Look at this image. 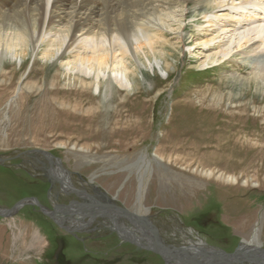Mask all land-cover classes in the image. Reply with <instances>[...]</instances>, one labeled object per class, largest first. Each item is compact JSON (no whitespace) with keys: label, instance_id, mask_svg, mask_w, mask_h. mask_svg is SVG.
I'll list each match as a JSON object with an SVG mask.
<instances>
[{"label":"rangeland","instance_id":"obj_1","mask_svg":"<svg viewBox=\"0 0 264 264\" xmlns=\"http://www.w3.org/2000/svg\"><path fill=\"white\" fill-rule=\"evenodd\" d=\"M205 22L190 16L184 43L173 33L175 45L158 44L157 62L136 61L131 88L76 78L65 61L40 55L42 47L0 60V207L27 197L49 208L90 203L60 191L45 155L31 153L45 150L99 202L141 212L148 179L146 215L166 245L264 248V88L231 75L264 73V52L246 62L244 53L221 64L206 59L214 50L201 44L212 32L200 30ZM80 208L66 217L81 218ZM103 220L67 230L36 204L0 215V264H165Z\"/></svg>","mask_w":264,"mask_h":264},{"label":"bare ground","instance_id":"obj_2","mask_svg":"<svg viewBox=\"0 0 264 264\" xmlns=\"http://www.w3.org/2000/svg\"><path fill=\"white\" fill-rule=\"evenodd\" d=\"M215 8L232 12L209 13ZM198 15L208 23L200 30L212 31L211 37L201 42L207 50H214L206 59L219 60L221 64L244 53L241 59L246 62L248 53L264 52V0H0V60L8 54L25 58L30 47L37 53L42 47L40 55L45 59L65 61L76 78L82 73L93 78L97 87L103 82L112 87L116 81L131 88L136 79V61L144 63L145 57L151 62L154 57L157 62L158 44L175 45L170 37L173 33V38L184 43L186 19ZM232 74L240 85L251 81L257 88H264V73L254 71L249 78L236 71ZM45 157L51 177L61 185V192L99 202L86 190L76 187L69 171L60 166L57 158ZM147 180L141 179L140 206ZM143 208L144 214L150 211L145 205ZM44 210L55 213L61 224L73 230L103 217V222L122 238L131 237L146 247L152 246L150 231L135 218L129 219L126 213L113 207H81L83 213L79 219H71L72 215L67 218L65 210L62 215L46 206ZM242 246L246 251L254 246L263 251L258 244L244 242ZM187 248L192 253L199 252L197 256L204 262L208 259L207 251L214 250L202 241ZM186 257L189 256H183L174 264H191ZM244 259L236 255L227 264L249 262ZM208 264L220 263L209 261Z\"/></svg>","mask_w":264,"mask_h":264},{"label":"water","instance_id":"obj_3","mask_svg":"<svg viewBox=\"0 0 264 264\" xmlns=\"http://www.w3.org/2000/svg\"><path fill=\"white\" fill-rule=\"evenodd\" d=\"M31 153H35V154H39L41 153L42 155H51L52 157L57 158L60 161V166H62V160L59 157L54 156L53 154H51L50 152H47L45 150H33V152ZM3 160V158H0V161ZM37 205L41 212H43L45 215H48L49 217H51L55 222H57L59 225H62L56 218H55V213L54 214H50L48 212H46L44 210V205L39 201V199L37 197H27L24 198L22 200H20L19 202H17L15 205H13L10 208H1L0 209V215L3 217H11L14 214H16L18 212V210H20L21 207L25 206V205ZM89 205H86L84 203H80L78 201H72L70 204L67 205H61L58 208L55 209V211L60 210L62 208H70L71 206L77 205V206H81L83 208H90V207H95V206H108V207H113L115 209L120 210V212H124L128 215V218L131 217L132 219L135 218V220L137 222H139L142 227L146 228L147 230L150 231L151 236H152V246H144L142 245L140 242L136 241L134 238L131 237H127V238H122L126 241H130L140 247H144L150 251L155 252L156 254L160 255L165 264H174V262L178 261L179 259H182L183 256H189L186 257L187 260H189L191 262V264H208L209 261L210 262H217L220 264H227L229 263V260H232L234 258V256L239 255V256H243L245 257V261H249V262H259V263H263L264 264V248H262L263 251H260L259 248H257L258 246H254V248H249L247 251L244 250V247L241 245H239L235 251L233 252H226L224 250H218V249H214L210 251H207L206 257H208L207 261H202V259H199V257L197 256L198 253H192L190 251L189 248H187L186 246H170V245H166L160 235L159 229L158 227L150 220L149 216L146 214H143V210H144V201L141 204V213L137 212L136 210H130L126 207L123 206H119L117 204L111 203V202H97V203H93L90 202L88 203ZM89 206V207H86ZM85 210V209H84ZM118 217L115 218V220L117 221ZM130 219V218H129ZM63 226V225H62ZM80 227H78L75 230H79ZM181 251H183V255H181ZM206 251V250H205ZM214 252H216L214 254ZM210 256V257H209Z\"/></svg>","mask_w":264,"mask_h":264},{"label":"flooded vegetation","instance_id":"obj_4","mask_svg":"<svg viewBox=\"0 0 264 264\" xmlns=\"http://www.w3.org/2000/svg\"><path fill=\"white\" fill-rule=\"evenodd\" d=\"M47 169V168H46ZM58 194V193H57ZM59 195V194H58ZM58 195L56 196V198L58 197ZM93 195V194H92ZM98 197H99V195H97ZM81 199H84V200H88V202H93L91 199H86V198H82V197H80ZM101 200V199H100ZM73 201V199L72 200H69V202L67 203V204H70L71 202ZM41 202V201H40ZM101 202H107V201H103V200H101ZM67 205V204H65V203H59V202H56L54 205H53V207L52 208H49L47 205H44V206H46L47 208H49V209H51L52 211H55V209L56 208H58L59 206H61V205ZM31 205V204H30ZM75 207H78L77 205H74ZM74 206H72V207H74ZM72 207H70V208H72ZM63 210H66L65 208H62V209H60V210H57V211H59V212H62ZM63 225V224H62ZM61 225V226H62ZM88 225L86 224L84 227H87ZM63 227H65V226H63ZM84 227H82L81 226V229L82 228H84ZM67 230H70V229H68L67 227H65ZM61 248V247H60ZM60 248H59V250L56 252V259H60V256H61V251H60Z\"/></svg>","mask_w":264,"mask_h":264}]
</instances>
